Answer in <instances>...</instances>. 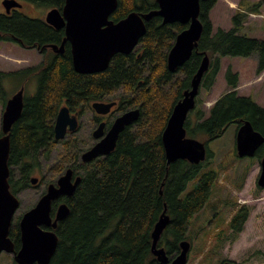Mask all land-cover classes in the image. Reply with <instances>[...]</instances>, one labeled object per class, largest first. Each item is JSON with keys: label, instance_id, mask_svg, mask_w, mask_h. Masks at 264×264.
<instances>
[{"label": "trees", "instance_id": "obj_1", "mask_svg": "<svg viewBox=\"0 0 264 264\" xmlns=\"http://www.w3.org/2000/svg\"><path fill=\"white\" fill-rule=\"evenodd\" d=\"M18 1L48 10L61 9L65 3V0ZM217 1H200L201 36L190 59L173 72L167 69V56L176 36L187 25L163 24L158 16L145 23L146 32L135 50L128 55H115L103 72L76 73L69 50L63 55L47 52L42 63L35 67L0 71L3 109L10 98L4 88L6 81H16L17 90L30 81L36 83L35 93L24 94L21 116L10 131L8 182L15 195L31 187L30 180L40 168L39 157H47L55 148L53 129L60 107L67 106L81 116L93 102L120 97V113L135 107L140 112L137 122L119 135L109 155L78 167L79 185L72 196L60 200L70 212L57 225L58 243L49 264H162L151 252V233L163 212L169 216V223L157 246L164 248L169 259L179 253L183 240L191 239L189 226L209 201L218 174L214 169L203 170L212 158L209 149L205 160L197 165L186 160L167 164L161 141L165 124L174 105L190 89L191 79L205 56L209 67L200 84L205 91L214 86L225 57H255L257 75L264 71V39L243 33L248 15L258 14L262 2L236 11L229 29H214L210 12ZM157 9L156 0H118L110 19L118 22L131 12L149 13ZM62 36V30L56 32L43 19H31L21 12L10 16L0 13V44L11 42L26 49H42L48 43L60 42ZM224 78L227 92L215 101L207 118L197 112L196 122L192 123L189 117L194 109L189 113L184 124L186 136L203 139L207 145L221 138L229 126L236 125L238 129L248 121L264 137V107L250 96L239 95V74L230 67ZM120 91L131 96L123 99ZM89 146L64 141L60 156L63 164L58 171L64 173ZM263 155L264 143L254 157L261 160ZM56 180L45 183L41 196ZM194 180L191 191L186 192ZM248 216L245 206L238 209L227 224L228 231L237 236ZM220 231L216 247L224 242L223 230ZM10 238L18 250V223L11 226Z\"/></svg>", "mask_w": 264, "mask_h": 264}, {"label": "water", "instance_id": "obj_2", "mask_svg": "<svg viewBox=\"0 0 264 264\" xmlns=\"http://www.w3.org/2000/svg\"><path fill=\"white\" fill-rule=\"evenodd\" d=\"M201 0H156L158 9L149 13L131 12L124 19L114 22L110 19L118 5V0H65L61 9L53 8L45 15V23L55 30L64 31V39L58 45H50L54 52L62 54L64 44L70 45L71 63L78 74L92 75L105 71L111 59L117 54L128 55L138 46L139 40L146 32V22L158 16L163 24L179 23L187 25L175 39L167 56V69L170 72L181 68L191 57L202 33L199 20ZM2 6L6 14L11 9H20L18 0H3ZM209 59L203 58L196 74L191 79L190 89L183 93L165 124L161 141L166 163L186 160L191 164H199L206 158L205 144L186 136L184 124L188 114L195 107L204 73L208 70ZM24 87L22 86L6 101L1 118L0 135V254L13 256L16 264H49L58 243L55 233L59 222L69 214L66 203L56 206L53 216V204L63 196H72L81 178L72 179V169H68L49 184L45 193L36 204L25 211L18 220L20 245L15 249L10 238V230L15 213L19 209L20 200L10 191V169L8 158L10 152V131L20 118L23 110ZM115 102H93L91 109L97 114H107ZM139 109L127 111L117 117L111 128L104 135L101 124L93 132L95 139L101 138L90 150L83 153V162L110 154L116 147L118 137L126 127L133 125L139 118ZM79 126L78 115L67 106L59 108L54 123V138L61 140L67 132H75ZM264 137L255 131L250 122H243L237 129L235 148L239 158L254 157L263 145ZM260 174L257 181L264 188V155L260 161ZM39 179L32 177L30 183L37 185ZM169 223V216L162 213L151 233V252L162 264H187L190 243L183 240L180 252L169 259L164 248L157 243ZM45 228H50L49 230ZM222 264H235L225 261Z\"/></svg>", "mask_w": 264, "mask_h": 264}, {"label": "rangeland", "instance_id": "obj_3", "mask_svg": "<svg viewBox=\"0 0 264 264\" xmlns=\"http://www.w3.org/2000/svg\"><path fill=\"white\" fill-rule=\"evenodd\" d=\"M2 2L3 0H0V13L4 10ZM259 2H262V5L258 14L248 15L243 33L249 37L264 39V0H218L210 12V20L214 29L218 27L229 29L231 17L236 11L246 10ZM47 12L48 9L25 3L21 10V13L31 19H44ZM41 60L36 50L22 48L11 42L0 44V71L13 72L34 67L39 65ZM221 62L220 72L211 90L199 89L194 112L189 117L192 123L196 122L197 112H202L204 118H207L215 101L227 92L224 74L228 67L239 74L237 88L239 95L250 96L257 104L264 107V75L258 78L256 58L225 57ZM4 88L11 97L17 90V82L6 81ZM35 88V81L28 82L25 85L26 94L35 93ZM170 92L173 91L170 90ZM119 96L128 99L131 95L120 91ZM2 103L0 100V132L4 110ZM93 118L91 109L85 110L81 114L78 131L65 140L76 146L91 144V133L95 129ZM236 129V125L229 126L221 138L208 144L212 158L203 170L214 169L218 174V179L209 201L194 216L189 226L191 239L188 242L191 245L187 264H220L222 260L236 264H264V188L257 184L261 160L256 157L241 159L237 156ZM199 140L204 142L203 139L199 138ZM62 150V144L59 142L47 157H39L40 168L33 176L37 177L39 182L17 194L20 206L15 213L12 226L18 223L25 211L36 204L44 191L45 183L56 180L61 174L58 169L63 164L60 157ZM195 182L196 180L189 183L186 192L191 191ZM243 206L249 210V216L243 230L234 236L232 231H228L227 224L233 214ZM220 230H223L224 242L219 245L220 247H216V237L221 232ZM213 248L214 252H212ZM0 264H13L12 255L1 253Z\"/></svg>", "mask_w": 264, "mask_h": 264}, {"label": "flooded vegetation", "instance_id": "obj_4", "mask_svg": "<svg viewBox=\"0 0 264 264\" xmlns=\"http://www.w3.org/2000/svg\"><path fill=\"white\" fill-rule=\"evenodd\" d=\"M20 2V1H19ZM21 3V2H20ZM22 4V3H21ZM22 8H23V4H22ZM22 8H20V9H11V11H10V13L9 14H6L5 13V10H3V13L2 14H4V15H6V16H10V15H12L14 12H21V10H22ZM38 19H42V18H38ZM45 19V18H44ZM43 19V20H44ZM45 21V20H44ZM49 26V25H48ZM51 27V26H50ZM51 28H53V27H51ZM54 29V28H53ZM55 30V29H54ZM56 32L58 31V30H55ZM63 31V30H62ZM64 36H65V34H64V31H63V36H62V40L60 41V42H58V43H48V44H46L42 49H39V48H34L33 50H36L38 53H39V55L41 56V58H42V60H41V62L40 63H42V61H43V59H44V56L47 54V52H50V53H52L53 55H63L67 50H69V53H70V45H69V43L68 42H66L65 44H64V52L62 53V54H60V53H58V52H54L51 48H50V45H60L61 43H62V41H63V39H64ZM118 55V54H117ZM70 57H71V53H70ZM39 63V64H40ZM35 67V66H34ZM24 87V94L26 93L25 92V84H23V85H21L20 86V88L21 87ZM120 100L121 99H119V98H112V97H109L108 99H106V100H103V101H97V102H115V105L110 109V111H109V113H107V114H97V113H95L92 109H91V104L89 105V109H91V111H92V115H93V123L95 124V129H97V127H99L101 124H103L104 125V128H103V136L101 137V138H103L104 137V135H106L107 134V132L109 131V129L111 128V126H112V124L114 123V121H115V119L117 118V117H119L120 115H122L123 113H125V112H123V113H120L119 112V103H120ZM134 109H137L136 107L135 108H131V109H129L128 111H130V110H134ZM193 111V110H192ZM127 112V111H126ZM191 112V111H190ZM189 112V113H190ZM72 114H73V112H72ZM75 114H77L78 115V113H75ZM78 118H79V126H78V129H79V127H80V119H81V116H78ZM137 122V121H136ZM135 122V123H136ZM134 123V124H135ZM133 124V125H134ZM133 125H131V126H129V127H126L125 129H124V131L127 129V128H131ZM78 129L75 131V132H67L66 133V135H65V137L63 138V139H61V140H56L55 138V141L57 142V143H59V142H61V144L64 142V141H66L65 139L66 138H68V137H72L73 136V134H75L77 131H78ZM95 129L92 131V133H91V139H92V143L91 144H89L90 146L86 149V150H84L80 155H79V158H78V161L76 162V163H73V164H70V165H68V167L69 168H67V170L68 169H72V179H71V181L72 182H74V180L77 178V177H80V175H79V173H81V171L80 170H78V167H83V166H85V165H89V164H91L93 161H96V160H98V159H101V158H105L107 155H103V156H99V157H97V158H95L94 160H92V161H89V162H83L82 161V159H81V157H82V155H83V153H85L86 151H88V150H90L101 138H99V139H95L94 137H93V132L95 131ZM54 130V129H53ZM124 131H122V132H124ZM121 132V133H122ZM120 133V134H121ZM57 143H56V145H57ZM209 144V143H208ZM208 144L206 145L205 144V147H206V149H209L208 148ZM210 150V149H209ZM109 155V154H108ZM67 170H65V172L67 171ZM64 172V173H65ZM64 173H62L61 175H63ZM60 175V176H61ZM59 176V177H60ZM58 177V178H59ZM56 182V181H55ZM32 186V185H31ZM35 186V185H34ZM17 195V194H16ZM41 197V196H40ZM64 197V196H63ZM63 197H60L54 204H53V206H54V210H53V216H54V212H55V209H56V206L57 205H59V204H61V202H60V200L63 198ZM45 229H47V230H49L48 228H45ZM180 252V251H179ZM179 254V253H178ZM12 261H13V256H12ZM227 261V260H226ZM224 263V262H223Z\"/></svg>", "mask_w": 264, "mask_h": 264}, {"label": "crops", "instance_id": "obj_5", "mask_svg": "<svg viewBox=\"0 0 264 264\" xmlns=\"http://www.w3.org/2000/svg\"><path fill=\"white\" fill-rule=\"evenodd\" d=\"M263 75H264V71H263L260 75H258V76H259L258 78L263 77ZM237 91H238V90H237Z\"/></svg>", "mask_w": 264, "mask_h": 264}]
</instances>
